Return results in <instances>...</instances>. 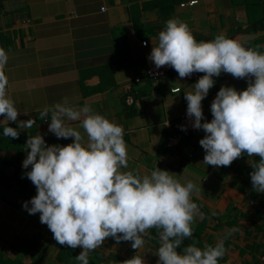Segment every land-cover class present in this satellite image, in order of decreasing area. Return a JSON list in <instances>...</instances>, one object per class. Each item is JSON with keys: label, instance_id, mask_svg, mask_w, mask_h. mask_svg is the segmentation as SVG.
Here are the masks:
<instances>
[{"label": "crops", "instance_id": "1", "mask_svg": "<svg viewBox=\"0 0 264 264\" xmlns=\"http://www.w3.org/2000/svg\"><path fill=\"white\" fill-rule=\"evenodd\" d=\"M181 1L189 0H1L0 49L7 62L0 70L8 78L7 94L19 110L17 121L8 123L17 128L24 145L37 133L46 145H67L74 138H58L48 128L50 112L43 120L40 113L64 98L73 107L89 105L123 127L128 168L122 171L143 175L158 167L181 183L193 181L200 189L192 200L202 215L194 219L193 235L178 252L190 244L203 249L224 239L226 252L219 264H262L264 193L253 190L248 156L242 154L230 166L206 165L199 143L205 136L203 129L188 132L174 148L163 143L166 121L174 125L187 106L185 92L193 90L195 81L181 79L173 70L150 79L144 74V54L171 18L186 23L197 41L212 40L223 32L264 52V0H196L180 5ZM213 79L214 86L202 101L207 121L212 119L211 102L221 86L240 91L250 78L222 72ZM174 87L179 89L173 91ZM128 93L132 103L125 102ZM4 119L0 116V124H5ZM28 119L35 120L33 127L19 128V121ZM65 123L84 135L79 121L65 118ZM16 153L15 149L0 151L12 158ZM24 155L7 166L9 177ZM250 159L259 161V157ZM24 203L17 202L12 188L0 184V264L15 258L21 259L20 264H69L71 257L59 255L64 246L40 222V213L29 214ZM229 230H233L230 235ZM144 239L137 250L131 241L108 237L88 253L89 262L125 264L139 255L145 264H157L158 231L150 229Z\"/></svg>", "mask_w": 264, "mask_h": 264}, {"label": "clouds", "instance_id": "2", "mask_svg": "<svg viewBox=\"0 0 264 264\" xmlns=\"http://www.w3.org/2000/svg\"><path fill=\"white\" fill-rule=\"evenodd\" d=\"M149 59L157 69L172 67L181 79L203 73L193 90L185 92L187 115L194 118L195 129L205 132L199 141L205 150L203 162L230 166L246 154L253 169V190L264 193V52L223 32L212 40L197 41L186 23L171 18L159 31ZM6 62L7 54L0 49V69ZM222 72L237 79L250 78L248 86L240 91L221 86L211 102L212 119L204 120L202 101L214 86L213 77ZM7 85L8 78L0 70V116L7 125L3 134L18 138L17 128L8 126L9 121H17L19 110L7 94ZM49 112V131L74 140L67 145H46L41 134L29 136L22 166L31 165L26 175L37 193L23 206L29 214L40 213V222L59 245L83 249L75 256L80 264H89L88 253L108 237L131 241V247L139 250L150 229L158 231L157 264H219L226 252L224 239L215 246L201 249L190 244L177 251L192 237V223L202 215L192 200L200 191L193 181L181 183L158 167L143 175L122 171L128 168L123 127L87 104L73 107L64 98L52 109L45 108L40 118L46 119ZM65 118L79 121L84 135L65 123ZM34 124V119L19 121V128L31 129ZM125 264L145 261L134 255Z\"/></svg>", "mask_w": 264, "mask_h": 264}, {"label": "trees", "instance_id": "3", "mask_svg": "<svg viewBox=\"0 0 264 264\" xmlns=\"http://www.w3.org/2000/svg\"><path fill=\"white\" fill-rule=\"evenodd\" d=\"M5 124H0V151L8 152L12 149H15L17 151L15 157H9L5 154L0 155V184L8 189H13L17 193V202L20 201H28L30 202L31 198L36 195L37 189L35 188V185L31 182L30 179L27 178L26 173L30 171L31 165H29L28 168H24L23 161L26 158L27 151L25 150V145L20 141L19 138H13V137H7L3 134L4 127H6ZM8 126L13 127V123H8ZM168 136V131L165 133L163 138V143L166 142ZM25 153V155L22 158V161L15 165L14 172L9 177L6 173L7 166L14 164L15 162H18L22 154ZM155 231H157L155 229ZM21 252V251H20ZM81 251H79L76 248H70L67 246L62 247V249L59 252V255L62 254H69L71 257V260H69V264H80L79 261L75 259V256L78 255ZM2 258V253L0 252V259ZM91 262L89 264H92V259H90ZM7 263H21L20 258L12 259H6L2 262V264ZM251 264V263H247ZM256 264V262L252 263ZM258 264V263H257ZM264 264V263H262Z\"/></svg>", "mask_w": 264, "mask_h": 264}, {"label": "built area", "instance_id": "4", "mask_svg": "<svg viewBox=\"0 0 264 264\" xmlns=\"http://www.w3.org/2000/svg\"><path fill=\"white\" fill-rule=\"evenodd\" d=\"M1 1V0H0ZM196 2V0H189V1H181L180 5H186V4H192ZM143 45H146V41H142ZM152 47L148 48L144 54L146 65L144 74L149 77L150 79H157L161 75H163L168 70H173L177 75L178 73L170 66H163L159 69L156 68L154 63L149 59V55L151 52ZM140 77H136L135 80H139ZM189 80L197 81L200 78L199 72H194L190 76L186 77ZM179 87L172 88L173 91L178 90ZM125 102L126 103H132L133 97L131 93H128L125 96ZM194 118H189L187 115V106H185L181 112L179 113L176 122L174 125L170 124L166 121L165 125L168 128V136L166 140V145L168 147L174 148L177 146V144L181 141V139L184 137L185 134L188 132L194 130L193 127ZM79 251H82L83 249L81 247H77ZM259 260L261 263H264V251L259 254Z\"/></svg>", "mask_w": 264, "mask_h": 264}, {"label": "rangeland", "instance_id": "5", "mask_svg": "<svg viewBox=\"0 0 264 264\" xmlns=\"http://www.w3.org/2000/svg\"><path fill=\"white\" fill-rule=\"evenodd\" d=\"M183 79H185L186 81H188V82H191L189 79H187V78H183ZM192 82H194V80L192 81ZM196 82V81H195Z\"/></svg>", "mask_w": 264, "mask_h": 264}]
</instances>
